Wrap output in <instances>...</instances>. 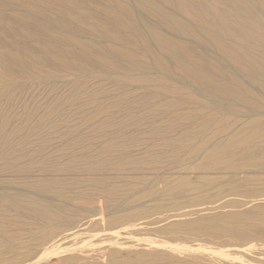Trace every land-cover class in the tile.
Wrapping results in <instances>:
<instances>
[{"label":"bare ground","instance_id":"obj_1","mask_svg":"<svg viewBox=\"0 0 264 264\" xmlns=\"http://www.w3.org/2000/svg\"><path fill=\"white\" fill-rule=\"evenodd\" d=\"M261 172L264 0H0V264H242Z\"/></svg>","mask_w":264,"mask_h":264},{"label":"rangeland","instance_id":"obj_2","mask_svg":"<svg viewBox=\"0 0 264 264\" xmlns=\"http://www.w3.org/2000/svg\"><path fill=\"white\" fill-rule=\"evenodd\" d=\"M141 9V8H140ZM146 14L148 15V18H150L149 20L150 21H154V20H151V19H153V17H151V15L149 14V13H147L146 12ZM150 15V16H149ZM203 49H201L200 47H198V48H196V50H193V53L195 54V56L196 57H198L199 56V54H200V52L202 51ZM196 51V52H195ZM212 50L211 49H208L207 50V52L209 53V55L210 56H214V58H215V52L213 51V52H211ZM213 53V54H212ZM197 54V55H196ZM223 62H225V61H223ZM241 121H245V118L243 119L242 118V120ZM246 171L248 170L247 168L245 169ZM262 173V174H261ZM261 173H258V174H253V173H251V174H249V175H251V177L250 178H252V177H255V175H258V176H262L261 178H255L256 180L258 179V183L260 184V183H264V172H261ZM253 175V176H252ZM190 176H194V174H190ZM245 178L246 176H247V174L246 173H241V175L240 176H238V178H242L243 179V177ZM258 176H256V177H258ZM213 178H215V179H217V180H221L222 178H226V177H229V175L227 176V175H225V177H224V175H222L221 173L219 174L218 173V175H215L214 174V176H212ZM237 178V179H238ZM261 180V181H260ZM258 183H255V184H258ZM163 184H160V186H162ZM168 202V201H167ZM152 204H155L156 202H154V201H152L151 202ZM168 203H170V202H168ZM106 212V211H105ZM104 212V213H105ZM252 245L250 246V244H249V247L251 248L252 246V248H254V246H256V247H264V245L263 246H259V244H258V241H253L252 243H251ZM254 244V245H253ZM236 246L237 244L235 243V241L234 240H232V239H229L228 238V240H227V242H226V244H224V246L225 247H229V248H227V250H231L229 253H234V258H233V256L231 255L230 256V258L233 260V261H236V262H238V263H244V264H248L247 262H244V261H242V260H240L241 259V257H243V253H239L240 251H241V249L242 250H245L246 248H249L248 247V245L247 246H244L243 248L241 247V248H238V250H237V248H234V246ZM233 247V248H232ZM235 249H236V252H235ZM261 249V248H260ZM232 250H234V251H232ZM239 251V252H238ZM242 252V251H241ZM202 253L204 254V251H202ZM206 253V252H205ZM48 264H60V260L57 258V257H52L51 259H50V261H48Z\"/></svg>","mask_w":264,"mask_h":264}]
</instances>
